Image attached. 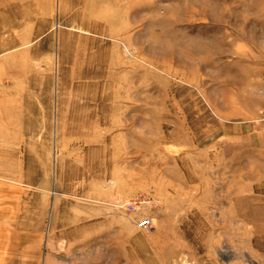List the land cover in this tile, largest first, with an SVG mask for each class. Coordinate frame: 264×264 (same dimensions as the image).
Returning a JSON list of instances; mask_svg holds the SVG:
<instances>
[{"label":"rangeland","instance_id":"374dc122","mask_svg":"<svg viewBox=\"0 0 264 264\" xmlns=\"http://www.w3.org/2000/svg\"><path fill=\"white\" fill-rule=\"evenodd\" d=\"M123 2H19L0 264H264V0Z\"/></svg>","mask_w":264,"mask_h":264},{"label":"crops","instance_id":"0c3cea01","mask_svg":"<svg viewBox=\"0 0 264 264\" xmlns=\"http://www.w3.org/2000/svg\"><path fill=\"white\" fill-rule=\"evenodd\" d=\"M19 2L20 0H0V47L6 45L9 50L20 44L25 45L34 38L33 26H28L26 13L19 15ZM112 3L119 7L124 5L123 0H97V5ZM5 76V73L0 74V77Z\"/></svg>","mask_w":264,"mask_h":264},{"label":"built area","instance_id":"2783aa9c","mask_svg":"<svg viewBox=\"0 0 264 264\" xmlns=\"http://www.w3.org/2000/svg\"><path fill=\"white\" fill-rule=\"evenodd\" d=\"M144 199H141L140 197H136L132 200H129L127 202V207L131 209L139 208L140 204L144 203ZM136 226L140 229L144 230H150L152 228V219L149 216H144L143 219H137L136 220Z\"/></svg>","mask_w":264,"mask_h":264}]
</instances>
